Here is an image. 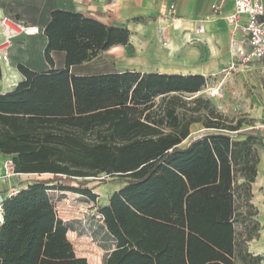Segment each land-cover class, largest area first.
Segmentation results:
<instances>
[{
  "label": "trees",
  "instance_id": "1",
  "mask_svg": "<svg viewBox=\"0 0 264 264\" xmlns=\"http://www.w3.org/2000/svg\"><path fill=\"white\" fill-rule=\"evenodd\" d=\"M43 32L45 60L53 66L51 53L63 52L64 67L17 64L24 79L0 93V157L14 172L63 175L80 187L35 179L3 200L0 264H88L50 191L96 201L84 185L101 174L125 182L98 207L111 243L102 264H234L235 174L254 172L251 137L230 135L244 117L233 124L198 94L209 82L201 74L70 73L127 44L125 27L55 9ZM193 123L210 131L181 146Z\"/></svg>",
  "mask_w": 264,
  "mask_h": 264
},
{
  "label": "crops",
  "instance_id": "2",
  "mask_svg": "<svg viewBox=\"0 0 264 264\" xmlns=\"http://www.w3.org/2000/svg\"><path fill=\"white\" fill-rule=\"evenodd\" d=\"M171 4L174 5L172 11ZM212 5L220 6V14L214 13ZM55 9L79 12L106 25L121 26L130 31L127 44L113 45L89 61L71 65L70 73L74 75L126 70L201 74L205 77L226 74L225 79L235 77L242 88L244 84L247 85V112L253 124L242 129L248 132L237 130L231 136L236 141L251 137L249 146L254 172L250 179L239 171L235 174L234 264H264V61L252 59L246 64L239 62L238 48L242 46V32L240 29H233L224 17L231 11L232 1L0 0V41L5 35L1 26V19L4 17L14 20L16 24L35 29L34 33L19 34L12 38L8 59L0 60V93L13 90L24 79L17 69L19 63L37 72L64 67L63 52L51 53L53 66L47 63L43 55L46 44L43 29L50 19V12ZM245 20L246 15H242L241 23ZM193 130L199 132L196 135L199 137L205 128L193 123L191 131ZM8 161L3 156L0 157L2 201L25 188L33 181V176L53 175L14 171L13 174L6 175L5 166ZM124 184L122 182L114 186L109 194L101 189L102 186L93 192L97 195L105 193L103 204H106L109 196ZM98 214L99 222L104 228L102 216L99 212Z\"/></svg>",
  "mask_w": 264,
  "mask_h": 264
},
{
  "label": "rangeland",
  "instance_id": "3",
  "mask_svg": "<svg viewBox=\"0 0 264 264\" xmlns=\"http://www.w3.org/2000/svg\"><path fill=\"white\" fill-rule=\"evenodd\" d=\"M226 76V74H221L209 77L207 86L198 94L210 98L215 108L233 120V124L239 117H244V122L239 131L248 132L247 130H242L253 124L247 112L249 106L246 99L249 93L247 85L244 84V88H242L235 77H227L225 79ZM215 90L216 93H214ZM197 124L203 128L201 123ZM209 131L203 130L202 135ZM198 133L197 130L191 131V134L182 142L181 146L188 144ZM235 133L236 131H233L230 135L234 136ZM34 179H54L56 180L54 182L55 185L80 187V179L66 178L63 175H38L33 176L31 180ZM122 182L123 180L119 178L113 179V177L101 174L98 178H89V182L84 186L92 189V191H98L102 186L101 189L109 194L114 186ZM50 194L58 215L69 223L70 229L67 235L76 255L85 256L88 264H102L106 248L111 244L107 240L106 232L99 222L100 218L98 216V207L105 202V193H100L98 195L99 199L96 201H90L85 196L74 191L54 189L50 191Z\"/></svg>",
  "mask_w": 264,
  "mask_h": 264
},
{
  "label": "built area",
  "instance_id": "4",
  "mask_svg": "<svg viewBox=\"0 0 264 264\" xmlns=\"http://www.w3.org/2000/svg\"><path fill=\"white\" fill-rule=\"evenodd\" d=\"M232 9L224 17L233 29H240L242 37L241 47L238 48V59L241 64L249 63L252 59L264 61V0H231ZM214 13L220 14V6L212 5ZM174 5H170V11ZM246 15V20L241 23V16ZM1 26L5 31L0 41V60L8 59V49L11 46L12 38L19 34L34 33L35 29L16 24L10 18L1 19ZM6 175L13 174L11 160L5 166ZM2 199L0 197V205Z\"/></svg>",
  "mask_w": 264,
  "mask_h": 264
},
{
  "label": "bare ground",
  "instance_id": "5",
  "mask_svg": "<svg viewBox=\"0 0 264 264\" xmlns=\"http://www.w3.org/2000/svg\"><path fill=\"white\" fill-rule=\"evenodd\" d=\"M212 90H214V89H212ZM214 93H216V90L214 91Z\"/></svg>",
  "mask_w": 264,
  "mask_h": 264
}]
</instances>
